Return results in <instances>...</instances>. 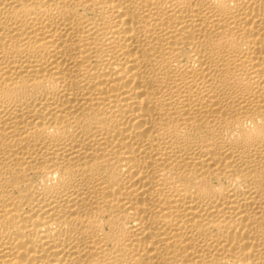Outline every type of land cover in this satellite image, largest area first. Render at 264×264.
Masks as SVG:
<instances>
[{
  "label": "bare ground",
  "instance_id": "6f19581e",
  "mask_svg": "<svg viewBox=\"0 0 264 264\" xmlns=\"http://www.w3.org/2000/svg\"><path fill=\"white\" fill-rule=\"evenodd\" d=\"M0 264H264V0H0Z\"/></svg>",
  "mask_w": 264,
  "mask_h": 264
}]
</instances>
